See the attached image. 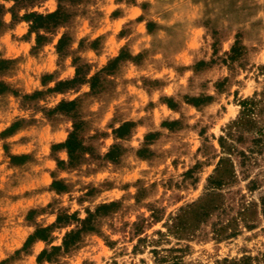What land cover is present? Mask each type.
Masks as SVG:
<instances>
[{
  "label": "rangeland",
  "instance_id": "obj_1",
  "mask_svg": "<svg viewBox=\"0 0 264 264\" xmlns=\"http://www.w3.org/2000/svg\"><path fill=\"white\" fill-rule=\"evenodd\" d=\"M0 5V264H264V0Z\"/></svg>",
  "mask_w": 264,
  "mask_h": 264
},
{
  "label": "trees",
  "instance_id": "obj_2",
  "mask_svg": "<svg viewBox=\"0 0 264 264\" xmlns=\"http://www.w3.org/2000/svg\"><path fill=\"white\" fill-rule=\"evenodd\" d=\"M21 0H0V2H19ZM3 7L2 5H0V27L2 26L3 22H2V15H3ZM66 18V15L64 14V12H62L61 10H57L53 13H49L46 15L43 14H37V13H30V14H25L23 16V20L26 21L27 23L30 24V29L32 31H39L41 29H49L51 27L56 28L57 26L60 25L61 22L64 21V19ZM42 36L38 37V43H40L42 41ZM67 41V38L62 39L59 42L58 45V51L62 52V46L64 45V43ZM8 61H0V71L3 70V65L4 64H8ZM111 68V66L109 67ZM109 70V69H107ZM87 77V73L86 71L83 70V68L78 67L76 69V73H75V77L73 80L70 81H66V82H61L57 85L56 87V91L57 92H61L63 89H68L69 87H72L73 85H77L79 84H84L85 80ZM99 75L97 74L96 76L91 78V89H95L96 87V81L98 80ZM8 90V88L5 86V84H3L2 82L0 83V94H3L4 92H6ZM252 105L253 102H249L246 101L243 103V107L245 109H248L249 105ZM76 107V103L75 101L72 102H61L57 108L58 111H62V112H71L70 108H72L74 110V108ZM129 126V124L125 125V127ZM124 129V127H123ZM123 129L119 130V136L123 137L125 136V134L122 132ZM79 129L78 126L75 127V130L68 136L67 140L62 143L59 144L58 146H56V148L58 149H65L69 155V159H70V164H73V162H75L76 160H78L81 156V154H83L84 152H86V148L84 147V144L82 142V140L79 137ZM107 157L109 160L114 161V151L110 152L109 154H107ZM53 185H56L53 184ZM67 219L70 218V216H65ZM63 219V217H59L58 218V222H61ZM83 227L82 229L78 230L77 232H71L69 234H67L66 239L64 241V247L65 248H69L71 245H73L76 240L79 238V234L84 232V231H91V228L87 227V221H81ZM45 232V230H39L37 231V233L35 234L34 237H31L29 239V241L31 239L34 238H40L43 239L44 236H41L43 233ZM45 239V238H44ZM28 244V242H27ZM54 250H58V248H54ZM174 252H178L179 250H171ZM47 255L46 252L43 251L42 253V258H44V256ZM48 260H50V255L46 256ZM162 261V260H161ZM163 262V261H162ZM172 264H183L181 258H175V260H173ZM218 264H231V262H228L227 260L223 261L222 263H218Z\"/></svg>",
  "mask_w": 264,
  "mask_h": 264
}]
</instances>
